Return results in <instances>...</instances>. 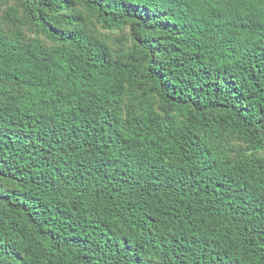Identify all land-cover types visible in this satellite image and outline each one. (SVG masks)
Returning a JSON list of instances; mask_svg holds the SVG:
<instances>
[{"label": "trees", "instance_id": "1", "mask_svg": "<svg viewBox=\"0 0 264 264\" xmlns=\"http://www.w3.org/2000/svg\"><path fill=\"white\" fill-rule=\"evenodd\" d=\"M0 264H264V0H0Z\"/></svg>", "mask_w": 264, "mask_h": 264}]
</instances>
